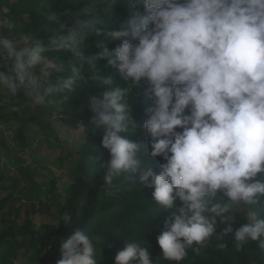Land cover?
I'll use <instances>...</instances> for the list:
<instances>
[{
  "label": "clouds",
  "instance_id": "clouds-1",
  "mask_svg": "<svg viewBox=\"0 0 264 264\" xmlns=\"http://www.w3.org/2000/svg\"><path fill=\"white\" fill-rule=\"evenodd\" d=\"M128 2L130 19L111 31L101 32L99 17L77 18L47 44L14 35L0 15V93H22L45 106L49 97L73 92L87 66L88 80L106 87L88 102L90 123L103 130L101 146L110 155L100 178L111 187L127 174L154 188L152 198L169 212L156 237L163 259L181 264L189 248L199 253L213 238L225 249L229 234L237 251L250 242L264 249V216L255 213L246 215L249 224L234 230L231 223L217 234L233 205L264 204V0ZM89 37L97 38L100 51L85 56ZM112 41L118 43L110 49ZM61 51L72 56L67 65L49 56ZM97 60L119 79L103 73ZM51 73L59 74L53 83ZM141 95L151 103L138 124ZM136 127L147 143L129 135ZM157 157L159 173L151 164ZM61 220L72 224L70 213ZM70 233L56 264H98L90 234L79 227ZM132 262L154 264L152 248L126 241L114 264Z\"/></svg>",
  "mask_w": 264,
  "mask_h": 264
},
{
  "label": "trees",
  "instance_id": "trees-1",
  "mask_svg": "<svg viewBox=\"0 0 264 264\" xmlns=\"http://www.w3.org/2000/svg\"><path fill=\"white\" fill-rule=\"evenodd\" d=\"M0 15H5L12 23L14 35H30L47 44L49 37L65 34L67 27L74 19H87L93 16L102 21L99 27L102 33L118 27L119 23L131 17L128 0H0ZM55 16L56 19H50ZM96 37H89L82 45L85 56H91L100 51L96 47ZM118 42H106L111 49ZM50 58L65 65L72 59L70 53L61 51L50 52ZM98 68L108 74L113 80L119 76L115 69H104L103 60H97ZM57 73H51L48 79L53 83L58 78ZM89 68L85 66L81 72V81L77 82L73 92H65L49 97V110L54 112L59 122L69 130L82 131L85 143L75 151L71 173L72 184L66 189L62 203H53L56 207L58 225H41L36 229L32 220L25 219L21 225L15 222L4 224L0 228V264H56L61 258L60 245L70 238V231L76 227L86 230L96 246L98 264H114L116 254L123 250L126 241H135L141 246L152 248L154 264H174L163 259V251L159 248L156 237L164 231V220L169 212L161 208L152 198L154 188L142 187L128 178V175L114 180L110 187L100 178L101 164L110 159L106 149L101 146L103 130L93 126L88 102L91 96L100 95L105 86L96 87L90 78ZM121 83L122 82H117ZM142 92L143 86H137ZM134 119L142 124L146 119L145 110L150 106V100L143 95L138 97ZM133 105L134 94H133ZM23 104H17L13 113L5 118L18 124L16 139L21 149H26L27 127L33 124L45 127L41 122L26 116ZM133 139L147 143L143 129L136 127L129 130ZM95 159V161H94ZM144 164L150 163V158L142 157ZM161 158L151 162L159 173ZM5 180L0 177V191L7 192ZM49 194L55 193L53 181L45 185ZM9 196L0 199V215L6 209ZM264 216V204L251 208L244 204L233 205L227 220L218 224L217 234L223 227L231 224L233 229L250 223L246 216L249 213ZM65 213L72 216V224L65 225L61 217ZM227 248L219 249L215 238L195 253L189 248L187 257L181 264H264V249L256 243H249L237 251L232 242V234L226 237ZM135 264V262H132Z\"/></svg>",
  "mask_w": 264,
  "mask_h": 264
},
{
  "label": "rangeland",
  "instance_id": "rangeland-1",
  "mask_svg": "<svg viewBox=\"0 0 264 264\" xmlns=\"http://www.w3.org/2000/svg\"><path fill=\"white\" fill-rule=\"evenodd\" d=\"M17 104L24 105L26 116L36 124L46 125H28L26 149L19 147L15 137L18 124L5 120ZM84 143L85 134L62 125L49 110V103L35 106L22 93L16 98L0 93V177L11 186L7 192L0 191V199L9 196L0 215V228L11 222L21 225L27 218L36 229L41 225H58L53 203H62L66 189L72 184L75 151ZM50 181L55 184L54 194L45 188Z\"/></svg>",
  "mask_w": 264,
  "mask_h": 264
}]
</instances>
